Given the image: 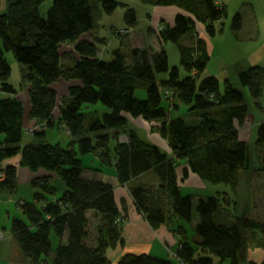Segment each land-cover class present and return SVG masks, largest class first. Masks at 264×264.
Masks as SVG:
<instances>
[{
    "label": "trees",
    "instance_id": "1",
    "mask_svg": "<svg viewBox=\"0 0 264 264\" xmlns=\"http://www.w3.org/2000/svg\"><path fill=\"white\" fill-rule=\"evenodd\" d=\"M141 1L184 11L158 31L161 44L178 45L184 74L178 66L170 67L164 45L116 47L111 52L105 48L106 54L98 55V40L86 35L98 33L97 10L112 13L118 0H12L1 10L0 80L8 95L0 99V165L20 156L22 166L55 175L34 178L33 197L17 202L22 214L12 219L11 230L34 264L112 263L109 248L123 243L121 211L115 187L97 176L103 166L115 168L120 184L130 182L139 212L153 226L167 223L184 236L176 249L178 261L127 252L116 264H214V255L238 264L248 243L264 247L262 197L255 205L260 212L239 215L226 191L195 200L180 188V167L184 178L192 172L202 180L229 185L234 193L243 172L251 168L249 142L239 132L250 116L245 94L230 78L222 83L216 73H207L208 39L194 30L204 23L206 34L214 35V22L227 15V7L217 0ZM125 19L136 23L134 7L127 9ZM242 27V15L236 13L233 28ZM191 32L196 36L184 43L182 37ZM10 51L26 69L21 86L25 83L29 95L32 124L42 131L36 141H23L25 131L29 133L26 109L19 91L8 82ZM237 78L260 105L264 66L250 65L237 72ZM59 81L67 82L66 93L57 88ZM164 99L170 101L169 108ZM178 101L184 113H173L180 109ZM130 117L158 123L171 153L129 127ZM47 126L63 127L69 134L67 145L45 141ZM255 139L262 151L258 170L264 173V116L256 125ZM87 155L98 158L99 166L84 165ZM1 170L0 190L16 192L17 166L10 163ZM149 172L155 179H143ZM56 177L65 185L60 193ZM135 178L139 181L131 182ZM194 208L198 218L189 233L186 226L194 219Z\"/></svg>",
    "mask_w": 264,
    "mask_h": 264
},
{
    "label": "rangeland",
    "instance_id": "2",
    "mask_svg": "<svg viewBox=\"0 0 264 264\" xmlns=\"http://www.w3.org/2000/svg\"><path fill=\"white\" fill-rule=\"evenodd\" d=\"M9 1L11 2L12 0H0V13L1 10L4 9H5L4 11H6L7 3H9ZM118 1H119L118 7L112 13H106L101 10L100 11L97 10L98 13H96L98 34L102 37H105V39L102 40V42H104V46H105L104 48H108L111 52V50L115 49L116 47L124 46V40L126 39L132 40L131 38L137 39L138 42L143 41L145 43L144 44L145 47L161 48V46L164 45L169 56L170 67L172 68L174 66H178L182 70V73L184 74L185 70L180 62V52L178 45L175 42H171V41H167L164 44H161V42L158 39V31L162 29V27L167 23V21L164 19L163 20L160 19L159 22L157 21H155V23L152 22V19L148 17L149 4L144 3L141 0H118ZM226 1L229 3L227 4L226 2H223L225 3V5H223V3H220V5L227 7L228 13L222 20H218L214 22V27H215L214 35L210 36L206 34L205 32L206 26L204 23H200L196 25V28L194 27V30L200 32L201 34L205 33V37L206 39H208L210 44V49L212 48L211 44H213V49L212 52L210 53V57H212L210 68H212L214 72H211L207 67V73H216L217 76L221 79L222 83H224L226 77L230 78L231 82H233L236 88H239L244 92L246 97V102L249 105L250 109L251 110L253 109V112L255 113L254 111L255 108L258 114V116H253L254 114L251 115L253 116L252 118H250L252 124L253 122H259L260 119H262V117L264 116V107H263L264 92L260 100L261 102L260 105H257L256 102L253 101L248 89L240 85L237 78V72H239L241 69H246L253 64H261L264 66V0H226ZM49 4L50 1L45 2L43 8H46ZM129 7H134L136 9L137 21L133 25L129 24L125 19V13ZM152 11L153 9L151 6V11L149 12V14L150 13L152 14ZM236 13H240L243 18V27L240 30H235L233 28V19ZM154 27L156 28L157 31V32L155 31L156 34L153 29ZM191 34L188 33L187 36L182 37V41L184 43L189 44V41H192L196 36L194 32H191ZM126 42L128 44L130 41H126ZM107 56H111V55L108 53ZM220 56H223L225 59L227 58L230 59L229 65L226 63H222L223 61ZM7 59H8V63L12 67V72L8 82L13 84L17 88V90L21 92V94L24 97H26L28 94H27V89L25 87L26 86L25 83L21 86V83L23 82L24 79V75L26 73L25 66L17 62L11 51L7 52ZM216 65L217 66L220 65V67L216 68L217 67ZM165 74H163V76H166ZM1 83L2 82L0 80V98L6 96L5 91H3L1 88ZM138 93L139 96L142 95L140 91ZM173 98L174 97H172V100L175 101V99ZM178 104L180 105V109L178 110L173 109V113L176 112L184 113L185 106L183 105V103L179 101ZM164 105L167 108H169V106H171V103L167 99H164ZM31 119L33 118H30V120ZM143 122H144L143 123L144 128L136 127L138 132L143 136L146 135V130H150V129L155 130V128L157 127L153 125H148V123L145 121ZM40 123L41 122L39 121L38 125L42 127L43 125L42 124L40 125ZM35 125L32 124L28 128L30 134L34 133V137L31 136L30 138V136L28 135L29 133L25 131L24 133L25 135L23 139L24 142H30L33 141V139L35 141L38 140L36 134H41L42 131L35 130L37 127ZM129 125L131 124H128V126ZM251 127L252 126L246 128V133L249 134ZM48 128L49 127L47 126L44 128L45 130L43 129L45 132V134L43 133L45 141H51L53 143L60 142L64 146L67 145L66 140L67 138H69V134L63 127H57V128L55 127L53 129L50 128L49 132H48ZM255 134H256V128L249 135L248 138L249 139L248 153L250 154L251 168L249 169L248 175H245V173L241 175L240 185L237 189V192L235 193L232 192L231 187L224 183L215 184L210 181L203 180L200 186L198 187H191V185L181 187L182 193L183 194L191 193L194 199L196 200L199 196H206V195L217 196L219 192L227 191L232 195L236 204V210L239 213V215H243V213H248V214L257 213L258 209H256L255 207L253 191L255 190L256 191L255 193H257L258 198H260L262 192L264 191V189L262 188L264 181L262 180L261 174L260 176L252 174L254 172H257L258 168L262 165V160H261L262 151L261 149H259L255 141L256 140ZM54 137L55 139H59V141L54 140ZM91 156L92 155H87L83 157L84 165L99 166L98 158L96 157L92 158ZM3 172L4 171L0 169V180L4 178ZM98 174L100 173L98 172ZM48 175L55 176L53 173H49ZM152 180L150 179V182ZM54 183H56L55 185L58 188L57 189L58 193L62 192L65 186L64 182L56 177L54 179ZM26 187H27L26 183L22 184L20 192L22 193L26 192L27 191V189H25ZM22 196L28 198L27 196H24V194H22ZM260 209L262 208H259V212L261 211ZM197 218H198L197 210L194 208V219L191 223L187 224V229L189 233L193 232V223L197 221ZM54 243H56L55 240ZM17 264H25V263L18 261Z\"/></svg>",
    "mask_w": 264,
    "mask_h": 264
},
{
    "label": "crops",
    "instance_id": "3",
    "mask_svg": "<svg viewBox=\"0 0 264 264\" xmlns=\"http://www.w3.org/2000/svg\"><path fill=\"white\" fill-rule=\"evenodd\" d=\"M217 2L223 3L227 2L226 0H217ZM225 5V3H223ZM222 5V6H223ZM152 14L149 12L151 11V5H149L148 9V17L152 19V22L155 23V21L159 22L161 20H166L167 23L172 24L174 21V18L177 13H184V11L176 6H152ZM186 13V12H185ZM155 19V20H154ZM157 19V20H156ZM154 32L156 31V28L154 27ZM203 30V29H202ZM204 33V32H203ZM96 34V35H95ZM156 34V32H155ZM95 35V36H94ZM205 36V33L202 34ZM86 36H88L89 40L91 41H97L98 43V55L101 56L103 54H106V49L104 48V42H102V39L100 38L98 33L89 32ZM125 39V38H124ZM123 39V40H124ZM132 40H124V46H122L123 49L128 50L130 46H141L144 47V42H138L137 39L131 38ZM101 40V41H100ZM126 41H130L128 44ZM101 42V43H99ZM208 49L209 52H212L213 44H211L212 48L210 49L209 41L207 40ZM155 49H159V47H155ZM222 58V63H226L229 65L230 59H225L223 56H220ZM212 58V57H211ZM212 59H210L208 63V68L211 72H214L212 68H210V63ZM221 65V64H220ZM217 66L216 68L220 67ZM207 71V70H206ZM57 88H59L63 93H66V87L67 82L66 81H59L57 84ZM6 96L8 95V92H5ZM28 94V92H27ZM19 95L24 100L25 103V109H26V126L28 128L32 125V120H30V101H29V95L24 97L21 92H19ZM4 98V97H1ZM0 98V99H1ZM264 107V106H263ZM249 119L245 122L243 126L240 127L239 132L243 139L249 140V135L254 131L256 128L257 123L259 122H253L251 124V119L253 116H258L256 109L254 108L255 113L253 112V109L251 110L249 105ZM173 109V108H172ZM254 114L253 116H251ZM144 120L141 118H129V125L131 128L136 127H142L144 128ZM146 122V121H145ZM148 125H153L158 127V123L156 122H147ZM249 126H252L250 128L249 134L246 133V128ZM56 128L58 126H55ZM55 127H52L55 128ZM156 127V128H157ZM146 130V135L142 137H145L152 142L159 145L161 148L165 149L167 152L171 153V149L167 143V141L161 137L159 130ZM50 128H48V132ZM30 138L31 136L34 137L33 134H29ZM56 137V136H55ZM59 141V139H55ZM66 137V136H65ZM68 137V135H67ZM57 138V137H56ZM68 142V138L66 140ZM15 164L18 169V187L17 191L14 193H7L0 190V264H17L18 261L24 262L25 264H34L32 263L29 258L25 255L23 252L15 234L11 230L12 225V219L14 217H19L22 214L20 208L17 206V202L22 199L26 198L23 197L27 196L28 198L33 197L36 188L32 185V181L34 178L38 176H46L50 172H47L45 170H38L37 172H34L30 168L26 166H22L20 164V156L12 157L9 159H6L3 162V165L0 166V169L4 167L7 164ZM182 166V165H181ZM102 171L99 172L98 177L103 179L104 181L111 183L115 187V195L118 207L121 211V216L118 220H120L121 228H122V237H123V243H120L116 248H109L108 250V256L112 260V264H116L118 259L127 252H133V253H150L155 256L159 257H171L178 261L176 258V249L179 244V242L182 240V237H184L182 234L174 231V229L167 223H161L157 227L153 226L138 210L130 192H129V184L130 182L125 184H120L115 168L113 166H103ZM182 167L178 170L179 179H180V188L183 186H190L191 187H198L202 183V179L198 177L196 174L190 172V174L187 177H183L182 175ZM245 175H248L249 172L245 171L243 172ZM252 174L255 175H262V180L264 181V173L261 171L254 172ZM143 179L147 180L151 177L155 179V175L153 172H149L148 174H145L142 176ZM133 181H139V179L135 178ZM26 183L27 189L26 192L22 193L20 192L22 184ZM262 188L264 189V182L262 185ZM224 192V191H223ZM227 192V191H226ZM233 192V191H232ZM256 191H253L254 196V202L256 205V199L258 197ZM230 194V193H229ZM230 197L232 195L230 194ZM262 201L264 203V191L262 192ZM260 197V198H261ZM259 212V209L257 210V213ZM187 227V226H186ZM214 264H230L228 260L221 261L218 257L215 255L213 256ZM52 264V263H50ZM180 264V263H179ZM238 264H264V247L259 245L258 243L250 242L248 243V246L246 247L245 255L244 257L239 261Z\"/></svg>",
    "mask_w": 264,
    "mask_h": 264
}]
</instances>
